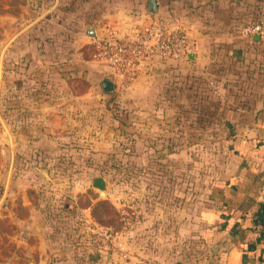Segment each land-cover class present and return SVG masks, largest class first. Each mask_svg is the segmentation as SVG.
<instances>
[{
  "label": "crops",
  "instance_id": "0c3cea01",
  "mask_svg": "<svg viewBox=\"0 0 264 264\" xmlns=\"http://www.w3.org/2000/svg\"><path fill=\"white\" fill-rule=\"evenodd\" d=\"M254 1L264 8V0ZM146 3L147 0H143L145 11ZM157 3L159 17L172 25H180L191 43L186 57L162 61L164 66L170 64L172 72L182 69V72H205L214 60L229 52L246 70L249 84L244 85V96L231 100L238 108L232 113L230 136L217 152L212 175L198 205L196 233L209 253L206 264H263L260 188L264 171V36L241 34L247 14L238 0H157ZM146 14L149 13L146 11L137 19L146 20ZM106 16L98 17L101 21ZM16 18L9 13L0 14L3 26L0 97L4 95L5 106L2 114L0 109V264H113L109 251L114 245L104 242L102 235L97 237L88 231L93 228L90 206L96 198L84 203V198L71 191L60 199L61 188L55 180L59 165L54 161V148L45 145L75 130L88 135L84 125L68 129L64 123L95 122L97 119H91L89 109L107 102L92 99L94 85L89 74L87 90L80 94L72 92L75 76L81 73L67 67L70 61L67 65L58 62L48 67L41 49L42 38L25 31L32 24L28 23L30 19L23 20L19 15L18 29L12 27ZM90 27L83 25L85 35ZM28 40L34 43L27 46L25 41ZM19 41L25 46L13 53L11 48ZM34 44L36 51H32ZM12 54L20 57L31 77L50 72L55 80L62 81L48 87L52 96L33 95L32 90L40 88L38 82L35 87L29 83L19 84V93L12 95L16 84L2 76L4 63ZM156 60L139 65L130 84L142 75L148 62L161 64ZM86 73L83 72L85 77ZM60 83L61 89L66 90L63 95L57 92ZM109 121L122 122L117 115L103 122L99 120L96 137L100 139V149L107 145L108 130H113ZM114 132L120 135L119 128ZM66 215L74 229L65 226L69 224L64 218ZM115 246L116 251L125 249L124 254L128 255L126 244ZM139 260L133 257L132 264Z\"/></svg>",
  "mask_w": 264,
  "mask_h": 264
},
{
  "label": "rangeland",
  "instance_id": "374dc122",
  "mask_svg": "<svg viewBox=\"0 0 264 264\" xmlns=\"http://www.w3.org/2000/svg\"><path fill=\"white\" fill-rule=\"evenodd\" d=\"M142 2L0 0V14L17 16L12 27L18 29L19 15L23 20L30 19L28 23L32 24L25 31L42 38L41 49L48 67L58 62L67 65L70 61L67 67L81 73L76 80L74 78L72 92L80 94L87 90L85 82H89V74L94 85L92 99L98 103L100 100V103L107 102L89 109L91 119H97L95 122L64 123L68 129L84 125L88 135L75 130L71 132L74 136L70 133L45 145L54 148V161L59 165L55 180L61 188L60 199L74 191L84 198V203L95 198L94 203L103 201L100 205L99 202L95 204L90 223L93 228L88 231L97 237L100 230L113 232L107 240L103 238L104 242L114 245L109 251L112 263L132 264L136 257V260L140 259L137 264L152 261L156 264H206L209 253L197 238L196 212L206 182L212 175L217 152L228 139L226 126L222 120L216 121L218 114L211 105L214 101L211 98L212 81L201 85L204 90L189 98L187 104L184 97L180 98L179 91L169 89L167 84L174 76L172 74L184 69L172 72L170 64L164 66L166 60L157 59L155 62L161 64L148 62L133 84H130L131 80L118 83L110 64L98 56L101 40L130 35L135 28L143 29L149 24L150 14H146V20L137 19L146 12ZM103 14L107 16L100 21ZM83 25L91 26L97 35H85ZM2 40L3 26L0 24V51L3 50ZM25 43L29 46L34 42L28 40ZM24 46L23 42H16L12 52L16 53ZM34 49L36 51L35 44L32 51ZM5 62L2 76L16 84L12 95L19 93V84L36 86L35 74L31 77L25 71L19 56L12 54ZM106 76L115 82L112 93L101 89L100 81ZM61 84L57 92L63 95L66 90L61 89ZM38 89L31 93L38 94ZM3 96L0 97L1 114L5 110ZM180 101H183L181 106ZM111 115H117L122 122L109 121L113 130H108L107 145L100 149L97 126L99 120H108ZM116 128L120 135L114 132ZM94 129L96 131L91 134ZM98 176L105 180L103 194L91 185ZM66 217L68 215L64 216L68 222ZM68 223L65 226L74 229V225ZM117 244H126L129 256L124 254L125 249L116 251Z\"/></svg>",
  "mask_w": 264,
  "mask_h": 264
},
{
  "label": "built area",
  "instance_id": "2783aa9c",
  "mask_svg": "<svg viewBox=\"0 0 264 264\" xmlns=\"http://www.w3.org/2000/svg\"><path fill=\"white\" fill-rule=\"evenodd\" d=\"M244 37L255 35L264 36V21H248L240 29ZM99 59L110 64L111 71L118 83L130 81L134 78L138 66L145 61L160 59H180L186 57L191 49V43L183 28L172 25L159 15H151L149 24L143 29H134V32L126 36H109L99 42ZM264 155V139H263ZM264 197V171L262 172V184L260 199ZM100 230L106 240L112 236V231ZM147 264H156L154 261Z\"/></svg>",
  "mask_w": 264,
  "mask_h": 264
},
{
  "label": "trees",
  "instance_id": "16d2710c",
  "mask_svg": "<svg viewBox=\"0 0 264 264\" xmlns=\"http://www.w3.org/2000/svg\"><path fill=\"white\" fill-rule=\"evenodd\" d=\"M238 1L241 2V6L244 9L246 8L245 15L247 14V22L248 20L264 21V8L255 3L254 0L251 2H248V0ZM246 21L245 23H247ZM172 75L174 76L169 78L167 81L168 88L177 89L179 91L180 98L184 97L187 104L189 98L192 99L196 97L199 92L204 90L201 85L206 84L207 81H212L213 86L211 93L213 95L211 98L212 100L214 99V101L211 103V105L215 107V112L218 114V118L215 120L217 122L220 120L223 121L226 126V135L228 138L230 136V129H232L231 126L233 123L231 119L233 116L232 113L238 108L233 104L232 101L236 97L244 96V93L246 92L244 85L249 84L246 70L242 69V65L237 64V62L232 59V55L228 52L221 58L214 60L213 63L205 70V72L191 70L178 72ZM78 76L79 75L76 74L75 77L77 78ZM34 78L40 85V88L37 90L38 94L43 93L44 95H50L48 92V87H52L58 80L56 79V81H54L55 79L50 74V72H46L45 77H43L41 73L38 75L35 74ZM49 78H52L53 80H49ZM67 80L68 79H64V82H68ZM85 84H87V82H85ZM181 104H183V101H180L179 105L181 106ZM202 119L205 120L206 118L202 117ZM208 120L209 119H207V121ZM97 202H99L100 205L103 201L98 200L90 206L91 216L93 215V209L96 207L95 204ZM113 230L117 231L116 229Z\"/></svg>",
  "mask_w": 264,
  "mask_h": 264
},
{
  "label": "water",
  "instance_id": "95a60500",
  "mask_svg": "<svg viewBox=\"0 0 264 264\" xmlns=\"http://www.w3.org/2000/svg\"><path fill=\"white\" fill-rule=\"evenodd\" d=\"M146 11L150 15H157L158 14V3L157 0H147V3L145 5ZM86 35L89 37H94L95 33L93 28H89L86 31ZM100 86L102 91L106 93H112L115 89V82L110 76H106L102 79L100 82ZM43 172H46V169H43ZM93 188L98 189L102 194L105 189V180L102 177H95L91 183ZM261 218L264 225V197L261 200ZM264 264V263H263Z\"/></svg>",
  "mask_w": 264,
  "mask_h": 264
}]
</instances>
